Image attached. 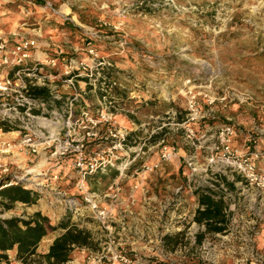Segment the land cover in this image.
<instances>
[{
  "label": "rangeland",
  "instance_id": "374dc122",
  "mask_svg": "<svg viewBox=\"0 0 264 264\" xmlns=\"http://www.w3.org/2000/svg\"><path fill=\"white\" fill-rule=\"evenodd\" d=\"M0 32L14 39L38 37L43 53L84 58L93 65V78L112 67L114 84L125 92L115 89V99L104 98L88 85L82 87L81 100L93 113L108 103L136 125L145 122L142 141L153 132L142 149L138 141L131 146L145 151L132 163H127L133 158L128 150V168L156 161L163 139L177 148L183 164L184 158L204 162L211 139L191 140L178 125L187 115L189 90L198 94L204 115L196 123L199 134L210 136L219 125L231 123L242 132L239 143L250 134L257 139L255 151L264 153V0H0ZM58 91L69 94L61 85ZM206 95L226 98L210 105ZM119 124L130 133L138 131L134 124ZM10 137L19 139L17 134ZM9 159L12 170L27 174L25 182L41 191L40 202L56 216L66 214L65 202L75 194L71 160L62 163L54 186L50 168L55 163L44 152L34 162L18 155ZM209 182L208 175L199 174L193 190ZM243 185L228 190L227 232L207 233L202 239L183 235L164 246L159 237L148 238L142 243L156 248L138 252V264H264V192ZM13 213L21 214V209ZM94 233L90 249L97 250L105 239L99 228Z\"/></svg>",
  "mask_w": 264,
  "mask_h": 264
},
{
  "label": "built area",
  "instance_id": "2783aa9c",
  "mask_svg": "<svg viewBox=\"0 0 264 264\" xmlns=\"http://www.w3.org/2000/svg\"><path fill=\"white\" fill-rule=\"evenodd\" d=\"M50 9L56 14L60 13L57 9ZM39 48L38 37L14 39L0 32V186L24 183L27 187H33L24 180L27 174L19 176L12 170L9 158L13 155L23 156L26 162H34L44 152L55 163L50 168L51 183L54 186L60 178L62 163L66 159L71 160L75 194L65 202L66 213L69 212L79 225H83L82 220L95 221L105 239L97 250L87 248L85 264H138L137 254L128 250L125 241L118 237L121 234L119 227L123 229L124 225L116 221L115 209L121 202L122 195L129 209H132L137 201L136 193L144 188L146 177L156 173L164 163L179 157L178 150L163 139L159 142L158 159L134 168V176L140 178L138 182L128 188L119 182L111 183L105 190L92 188L91 177L117 165L118 149L129 150L136 147L124 143L130 132L126 127L120 126L108 103L96 113L86 103H82V87L95 86L93 80L103 77L102 73L97 72L92 80L94 70L88 60L65 57L61 53L56 55V52L38 56L36 51ZM59 85L69 90V94H61L58 91ZM35 87L47 88L50 99L36 97L31 91ZM206 96L210 105L217 99L223 101L226 98ZM203 117L198 94L189 90L187 115L178 125L184 128L186 137L191 140L204 142L211 139L204 162L184 158V163L189 168V180L194 181L196 176L204 173L211 179L207 186L216 189L219 188L216 185L218 183L225 192V198L229 189L222 181V176L235 181V184H244L248 189L264 192V166L258 163L259 160L264 161V153H247L235 148L233 141L237 130L231 123L219 125L210 136L205 132L199 134L196 123ZM2 123L17 129L6 131ZM12 134H17L19 139L14 141L10 137ZM152 137L153 132H150L144 141L140 136H136L134 140L138 141L137 145L142 149ZM109 141L112 142L111 145ZM93 144L104 146L92 150ZM126 168V165L120 168V173L125 172ZM238 177L240 179L236 180ZM34 188L38 190L37 187ZM58 193L66 194L63 191ZM109 198L112 201L104 204ZM22 206L27 205L16 202L11 210ZM7 212L0 205V218H5ZM14 216L25 217L23 213ZM159 241L164 246V236H160Z\"/></svg>",
  "mask_w": 264,
  "mask_h": 264
},
{
  "label": "crops",
  "instance_id": "0c3cea01",
  "mask_svg": "<svg viewBox=\"0 0 264 264\" xmlns=\"http://www.w3.org/2000/svg\"><path fill=\"white\" fill-rule=\"evenodd\" d=\"M42 54L44 53L39 51V49L36 51V55L41 56ZM86 104L88 105V108H90V104L87 102ZM115 117L117 122L122 125L128 123L136 125L133 121L131 122L126 115L121 113L117 112ZM145 125V122L136 125L135 129H138V131L131 132V136L138 137L142 129L146 132L147 128L144 127ZM132 134L135 135L133 136ZM240 134L242 135V132L237 131V136L233 141V146L235 148L247 153L260 152L259 150L255 151L258 147L256 138L249 134L244 138V142L241 141V143H239ZM98 146L102 147L104 144L102 146L98 144ZM97 149L92 148V150ZM137 149L138 148H134L133 150L129 149L132 152L131 155L133 158L127 163H132V161L136 160L141 153L145 154V151H140V153ZM118 153L120 154L121 161L118 160L116 166H112L107 171L99 174L108 175L112 170H118L119 173L114 178H109L107 176L104 180L101 179L100 181H97L95 179L97 182L93 184L91 182L92 179L99 175L96 174L90 179V185L92 188L96 190H105L113 182H119L124 187L128 188L132 184L139 181L140 178L138 176H134L133 174L135 167L130 166L128 168V164L124 163L126 155L130 156L129 151L122 149L121 151L118 150ZM142 158L143 156H140V159ZM258 163L260 166H264L263 160H259ZM124 165H126L127 168L125 172L120 173V168L122 169ZM235 185L238 187V184ZM143 186L144 188L138 190L136 193L137 201L132 209H129L124 195H122L121 202H119L117 208L115 209L116 221L124 225L123 229L119 227L120 233H130V235H128L124 240L125 247L128 250L131 252L133 251L136 254L144 251L152 252L156 246H147V243H142L143 240L147 241L149 238V241H153L155 237L158 238L160 236H164L165 243H168L169 241H173L175 237L183 235L188 236L189 234H192V237L195 238L206 230L205 225L195 221L197 209L200 207V197L199 194L193 190V188H195L193 181L189 180V168L185 163H182L179 157L171 162L164 163L156 173L148 175ZM179 188L182 190L181 195L178 197L172 196L174 191L175 193L178 192ZM40 201L41 200H38L37 203L32 206H22L19 209H21V213L24 214L25 218H28L34 211L40 210L42 214L49 216L53 224L58 222L60 215L56 217V214L52 211V209H50L51 207ZM111 201L112 199L109 198L104 201V204H109ZM14 215L20 214H14L11 210L5 213V218H9ZM90 221L91 220L89 219L82 220L83 225H79L77 222L76 225L90 231L92 236H94L95 229L99 227L95 226L92 228ZM92 222L95 223L93 220ZM58 235L59 233H57L56 230L50 231L39 244L33 259H38L40 264H48L41 256L49 252L51 244ZM7 253L10 256L11 264H26L23 261L16 259V248L9 250ZM86 253V247L75 246L72 250V259L69 260L67 264H85ZM1 264L6 263L2 262ZM112 264L120 263L113 262Z\"/></svg>",
  "mask_w": 264,
  "mask_h": 264
},
{
  "label": "trees",
  "instance_id": "16d2710c",
  "mask_svg": "<svg viewBox=\"0 0 264 264\" xmlns=\"http://www.w3.org/2000/svg\"><path fill=\"white\" fill-rule=\"evenodd\" d=\"M107 68V71L101 72L103 77L97 80L92 78L95 86L90 85V88H94L101 97L115 99V89L125 91L119 90V86L114 84L116 79L111 72V70L113 71L112 67ZM31 91L36 97L43 100H49L51 97L49 90L45 87H35ZM121 93H117V96H120ZM119 106L123 107L122 105ZM2 124L6 131L17 129L14 126ZM135 137L130 134L124 143L127 146H134L136 144ZM118 173V170H112L108 175L99 174L95 179L104 180L109 175L114 178ZM221 179L228 189L236 187L235 181H229L226 176H222ZM239 179V177L236 178V180ZM216 185L219 188L206 186L196 190L200 197V207L197 209L195 221L206 226V230L199 234V239H202L207 233H225L228 231L230 212L227 208L225 192L218 183ZM0 195L2 198L0 205L6 211L13 209L16 202L32 206L41 198V193L36 188L27 187L24 183L0 186ZM52 230H56L59 235L51 244L49 252L41 256L48 264H67L72 259V250L75 246L90 248L95 245L91 232L78 227L69 212L62 215L58 222L53 224L49 216L42 214L40 210H36L28 218L22 216L0 218V264L2 262L11 264L7 252L15 248L17 249V260L26 264H30L31 261L36 262L33 259L36 250L44 237Z\"/></svg>",
  "mask_w": 264,
  "mask_h": 264
}]
</instances>
